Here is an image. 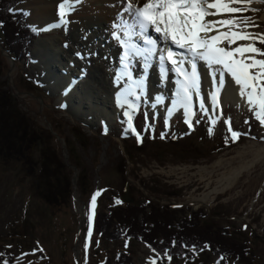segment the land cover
Listing matches in <instances>:
<instances>
[{
	"label": "rangeland",
	"instance_id": "1",
	"mask_svg": "<svg viewBox=\"0 0 264 264\" xmlns=\"http://www.w3.org/2000/svg\"><path fill=\"white\" fill-rule=\"evenodd\" d=\"M32 1L22 0L17 7V11H25L24 23L36 26L40 32L31 47L28 65L23 61L18 65L0 43V113L10 101L6 92H12L10 97L16 106L10 105V110L18 108L17 113L26 115L32 135L22 144L23 154L18 151L20 147L9 144L11 151L2 150L0 154V257L7 263L11 258L13 264H104L107 257L126 252L132 257L131 264H152L153 260L156 264L189 262V258L167 262L135 240L107 241L95 232L96 214L108 213V206L121 199L130 183L134 200L131 205L150 200L156 206L179 210L178 217L203 211L204 223L214 225L217 236L228 229L229 236L247 243L245 250L254 264H264V126L255 114L258 109L250 110V105L236 96L224 101L219 110L211 109L199 84L193 91L198 96L192 98L190 114L173 111L168 101L155 105L149 98L137 107H124L108 116L85 107L80 110L78 100L71 98L66 88L67 75H72L75 82L80 76H88L92 97L113 98L106 75L116 68L114 64L120 66V45L111 36L114 45L105 50L104 44L97 46V40H87L79 35L81 30L73 31L67 23L61 25L67 30L45 26L33 19L31 7L24 6ZM221 2L248 10L212 17L213 22L236 19L239 25L217 24L218 31L264 34V0H252L250 6L233 0ZM55 5V17L61 19V4ZM121 13L126 14V10ZM244 18H249L248 26L242 22ZM73 32L79 33L71 36ZM139 32L134 35L138 37ZM54 39L56 45L51 49L60 57L51 62V73L47 65L52 55H47L45 48ZM235 42L238 43H231L233 49L241 43H254L264 51V43ZM77 58L82 67H78ZM256 58L264 60V56ZM246 62L250 64L251 60ZM97 66L102 67L99 74L93 69ZM252 71L255 74L258 69ZM156 75L150 77L149 86ZM162 83H153L147 94L155 95ZM79 92L84 95L85 105H92L86 92ZM129 115L142 142H138L136 134L133 137L124 130ZM229 125L239 134L238 140H232ZM204 128L207 133L212 129L208 140L204 138ZM186 130L194 131L195 136H180ZM212 136L221 137L220 142ZM238 172L240 177L226 187V179ZM223 187L224 191H215ZM206 195H210L206 204L195 202ZM195 258V264H240L232 255L217 263L219 255L210 248L195 252Z\"/></svg>",
	"mask_w": 264,
	"mask_h": 264
},
{
	"label": "bare ground",
	"instance_id": "2",
	"mask_svg": "<svg viewBox=\"0 0 264 264\" xmlns=\"http://www.w3.org/2000/svg\"><path fill=\"white\" fill-rule=\"evenodd\" d=\"M63 2L64 0H33L32 2L26 3V5L24 6L31 7L34 20L44 23V25L48 27H61L63 28V30H67L66 27L61 26L63 24L62 21L67 20L68 28H73V31H75L74 29L81 30L80 33L77 32L79 33V35H82L87 40H97V46H102L100 44H104L105 50L107 47H110V44L114 45L112 44V40L110 39V37L113 36L114 39L118 41L120 45L119 48H121L122 53L120 57V66H118V64H114L116 68L111 70V72L106 75L108 77L107 83L109 86H111L110 88L112 89V93L114 95L113 98L107 99L108 101L102 96H91L92 88L90 87V85H88V76H82L79 78L78 82H75L72 75H67L65 81L68 79L69 84L66 86V88L70 89L69 95L71 96V98L75 97L78 100V109L84 110L86 108L90 112L108 116V114L121 111V109L124 107H135L140 102H143L145 98H149V100L153 101L155 105H160L165 101H168L170 103V108L173 111L186 112L183 94L180 89L182 82L185 80V76L182 73L180 76H178L179 74L176 70V67H174L173 64L167 60V58H165L163 61L159 59L158 63H156V58H158L156 55H160L161 49L163 48L165 49V52L162 55L166 56V50L168 48H171L174 53L177 54L175 57L176 59L185 60V66L187 70L184 66L183 68L186 72H189L188 66L191 68V54L183 56L182 53L184 52V50L172 45L170 41L165 43L163 37L160 34L156 33L151 27L147 32H144L142 34L140 33V36H143V34H148L149 37H154V40L156 42L155 47L151 49V52H149V49L145 46L144 43L138 42V39L140 37H134V31L137 29V27L135 29H132L130 27L132 21L129 19V13L126 8V0H80L79 3L75 4V11H69V13L65 17L58 19L54 14V8L56 7L55 4H62ZM144 2H146V0H135V3L137 4H142ZM209 2H215V0H209ZM122 10H126V14H120ZM208 11L215 13L217 9L212 8L208 9ZM214 16L215 18H217L216 15H209L205 18V20L211 21L210 19ZM54 21L56 22L53 23ZM98 27L99 30L96 29ZM104 27L105 29H103ZM77 33L73 32L71 36H75ZM104 33H107L108 36H104ZM221 33L225 32L214 29L208 31L207 33L200 34V37L202 38L203 36H206V38H210ZM55 45L56 39L50 40L47 42V47L45 48L46 54L48 55L49 53L52 55V59L48 60L50 65H47L49 72H51L50 67L54 69V66L51 64V62H56L55 58L60 57L59 52L53 51L51 49V47H54ZM231 45L233 44H230L226 39L218 42L219 47H223L228 50H233V47H231ZM245 45L244 43H241V46ZM100 50L104 49L100 48ZM126 52L128 53L127 57L125 56ZM53 55L56 57H54ZM244 55L251 57L255 54L245 53ZM151 56H153V58H151ZM234 58L244 59L243 57L239 56V54H237V56ZM77 59L79 60V58ZM126 59H129L131 63L127 71L122 68V63ZM195 62L197 65V72L201 81L204 97L211 109L219 110L222 103L229 98H233V96H236L237 100H241L240 102L249 104L247 98L240 95V85H237L235 83L234 78L229 73H227L226 70L224 71L225 84L221 87L218 81V78L221 74L220 66L209 65L203 59H197ZM108 63L110 64V61ZM80 66L82 67V63L79 60L78 67ZM93 69L96 71L95 73L98 74L100 71H102V67L100 66L93 67ZM153 72L158 75H156L157 77L155 76L153 78V81L150 82L149 86V79L151 76H153ZM250 72L253 73L252 69H250ZM117 77H119V80H117ZM157 78H159L160 80ZM106 79L107 78L103 79V81H106ZM161 81L163 83L155 91V95H148V90L152 86V84H159L161 83ZM83 90L84 92H86L85 95L89 96L88 98L91 101L92 105H85L86 103H84V95L79 92ZM152 91H154L153 88ZM190 91L192 93L194 90ZM249 91H251V89H249ZM193 96L194 92L192 93V98ZM125 100L127 101V103H123V101ZM148 103L151 104V102L149 101ZM189 103L191 110V106H193L192 99ZM106 110H108V113L105 112ZM240 174L241 172H238L234 176L227 178L226 187L231 186L235 182V180L240 177ZM222 183L223 180L220 182V186H222ZM224 189V187L216 188L215 191L217 190L216 192L218 193V191H224ZM209 197L210 195H206L201 199L195 200V202L200 205L206 204Z\"/></svg>",
	"mask_w": 264,
	"mask_h": 264
},
{
	"label": "trees",
	"instance_id": "3",
	"mask_svg": "<svg viewBox=\"0 0 264 264\" xmlns=\"http://www.w3.org/2000/svg\"><path fill=\"white\" fill-rule=\"evenodd\" d=\"M21 1L0 0V43L18 65L22 61L23 64L28 65L31 60V47L39 33L35 28L24 23L26 18L24 12L12 11ZM11 93L6 92L5 95L10 101L4 104L3 113H0V141L2 142H0V154H2V150L11 151L12 148L8 144L13 148L20 147L18 151L23 154L22 144L24 145L32 135L26 115L21 112L17 113L18 108L11 112L10 105L16 106L11 100ZM125 131L128 135L135 136L128 127L125 128ZM207 131L205 129V134H203L206 140L211 138L210 132L207 133ZM180 136L190 138L191 134L183 133ZM7 137L8 140H6ZM176 137L178 138V136ZM213 138L220 142L221 137ZM26 150L28 149L26 148ZM28 162H31L30 159ZM117 201L114 205L108 206V213L99 212L93 220L95 232L104 240L114 242L122 239L135 240L155 255L166 258L167 262L184 261L189 258V262L182 264H195V252L210 248L219 255L217 263L225 261L232 255L240 264H254L253 257L249 258L248 252L245 250L247 243H240L229 236L226 228L223 229L221 236L220 234L217 236L215 232L218 229L212 224L204 223L203 211L188 215V217H178L181 214L179 210L156 206L150 200L144 201L142 204L138 203L140 205L126 204L122 201L117 203ZM147 208L150 210L148 211ZM169 257H171L170 260ZM9 260L7 263L1 256L0 264H13L12 259L9 258ZM131 263L132 257L129 254L118 252L113 258L107 257L104 264ZM198 264L207 263L201 261Z\"/></svg>",
	"mask_w": 264,
	"mask_h": 264
},
{
	"label": "snow or ice",
	"instance_id": "4",
	"mask_svg": "<svg viewBox=\"0 0 264 264\" xmlns=\"http://www.w3.org/2000/svg\"><path fill=\"white\" fill-rule=\"evenodd\" d=\"M80 0H64L60 6V15L65 17L69 11H75V4ZM250 6L252 0H233ZM126 8L129 13V19L132 21L131 28L135 29L138 26L140 33L147 32L151 27L154 31L163 37L165 43L171 42L172 45L184 50L185 53L191 54V72L188 73L183 68L185 63L184 59H176V53L171 48L166 50V56L161 55L159 58L163 61L165 58L176 67L178 73L185 76V80L181 84V92L185 102V111L190 114V101L192 93L190 90H198V75H197V59H203L209 65H218L221 68V74L218 78L219 85L222 87L225 84L224 71L226 70L235 80L237 85H240L239 92L242 97H246L252 108H257V117L260 119L262 126H264V60H258L256 56H264V51L255 47L254 43L245 46H239L233 50H228L218 46V42L228 40L233 43L236 40H250L259 43H264V34H253L246 31H230L229 33H221L210 38L201 39L200 33L216 29V25L224 26H237L236 19H226L221 21H206L205 18L209 15H220L224 12L235 13L247 11L248 7L232 8L229 4L222 3L221 0L209 2V0H146L142 4L135 3V0H126ZM215 8V13L209 12L208 9ZM249 18H244L243 23L248 26ZM67 23V20H63ZM257 26V25H253ZM129 34V33H126ZM148 45H155V41L146 39L144 41ZM152 50L149 49V52ZM245 53H254V56L246 57L245 59H235L234 57L239 54L244 56ZM128 53H125L127 57ZM251 60L247 63L246 60ZM127 67V65H125ZM257 68L258 71L253 74L250 69ZM119 80V77H117ZM251 89V91H249ZM259 89V91H257ZM127 103V101H123ZM203 107V102L201 103ZM126 115H128L126 113ZM191 126L190 121H186ZM128 128L133 134L137 135L138 142H142L139 134L132 124V118L129 115ZM107 131V129L105 130ZM231 138L233 141L239 139V134L232 131ZM211 134L212 129H209ZM99 195V193H96ZM120 203V201H117ZM94 208L96 204V196L94 195L91 200ZM247 228V225H245ZM91 230L89 231V236ZM171 257H169V260ZM223 259V257H221ZM152 264H156L155 260Z\"/></svg>",
	"mask_w": 264,
	"mask_h": 264
},
{
	"label": "water",
	"instance_id": "5",
	"mask_svg": "<svg viewBox=\"0 0 264 264\" xmlns=\"http://www.w3.org/2000/svg\"><path fill=\"white\" fill-rule=\"evenodd\" d=\"M9 57V55H7ZM14 63V62H13ZM68 158V157H67ZM74 184H75V181H74ZM130 186V183H127L126 184V189H125V193L124 195L122 196V200L125 202V203H133V199L131 198V190L129 188Z\"/></svg>",
	"mask_w": 264,
	"mask_h": 264
}]
</instances>
